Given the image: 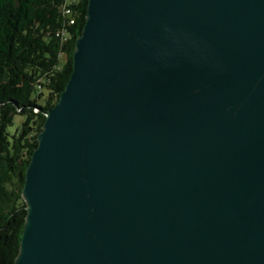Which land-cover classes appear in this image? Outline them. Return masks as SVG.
Returning a JSON list of instances; mask_svg holds the SVG:
<instances>
[{
	"label": "water",
	"instance_id": "1",
	"mask_svg": "<svg viewBox=\"0 0 264 264\" xmlns=\"http://www.w3.org/2000/svg\"><path fill=\"white\" fill-rule=\"evenodd\" d=\"M87 1L15 264H264V0Z\"/></svg>",
	"mask_w": 264,
	"mask_h": 264
},
{
	"label": "trees",
	"instance_id": "2",
	"mask_svg": "<svg viewBox=\"0 0 264 264\" xmlns=\"http://www.w3.org/2000/svg\"><path fill=\"white\" fill-rule=\"evenodd\" d=\"M87 7V0H0V264L18 256L26 170L46 114L72 75ZM16 116L23 120L10 133Z\"/></svg>",
	"mask_w": 264,
	"mask_h": 264
},
{
	"label": "rangeland",
	"instance_id": "3",
	"mask_svg": "<svg viewBox=\"0 0 264 264\" xmlns=\"http://www.w3.org/2000/svg\"><path fill=\"white\" fill-rule=\"evenodd\" d=\"M22 120H23V117H21V116H16L15 117L13 127L9 128L10 133H13L16 130L17 126L20 124V122Z\"/></svg>",
	"mask_w": 264,
	"mask_h": 264
},
{
	"label": "bare ground",
	"instance_id": "4",
	"mask_svg": "<svg viewBox=\"0 0 264 264\" xmlns=\"http://www.w3.org/2000/svg\"><path fill=\"white\" fill-rule=\"evenodd\" d=\"M76 2V1H75ZM73 4H74V2H73ZM71 11V10H70ZM69 12V10H65V13H68ZM71 13V12H70ZM71 16V15H70Z\"/></svg>",
	"mask_w": 264,
	"mask_h": 264
}]
</instances>
